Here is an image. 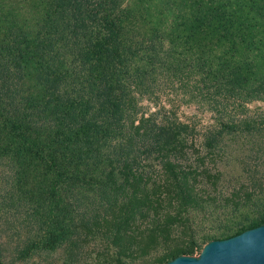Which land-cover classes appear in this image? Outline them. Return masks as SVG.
Masks as SVG:
<instances>
[{
    "label": "trees",
    "instance_id": "16d2710c",
    "mask_svg": "<svg viewBox=\"0 0 264 264\" xmlns=\"http://www.w3.org/2000/svg\"><path fill=\"white\" fill-rule=\"evenodd\" d=\"M255 100L264 0H0L3 221L65 241L64 264H164L263 225L264 175L223 187L177 115L204 106L234 135Z\"/></svg>",
    "mask_w": 264,
    "mask_h": 264
},
{
    "label": "rangeland",
    "instance_id": "374dc122",
    "mask_svg": "<svg viewBox=\"0 0 264 264\" xmlns=\"http://www.w3.org/2000/svg\"><path fill=\"white\" fill-rule=\"evenodd\" d=\"M237 1L230 0L232 10ZM132 2L134 0H128V5H132ZM21 3L25 4V2ZM7 4L5 2V5ZM27 17L30 19L29 16ZM245 108L246 113L240 118L244 116L248 118L247 127L241 125L238 133L223 134L221 137L210 133L219 129L217 125L219 118L204 106L182 104L177 112L182 122L193 125L196 129L193 138L194 148L191 151L194 150V153L200 155L209 154L210 159L205 163L212 171H219L222 174L223 187H229L232 178L244 180L254 174L264 175V100L252 101L246 104ZM10 176L7 166L0 164V210L3 208L1 197L8 189L7 182L10 181ZM0 214V264L67 263L65 241L55 243L49 250L38 249L36 243L45 229L37 228L35 223L30 228L29 218L25 216H20V220L11 228L6 222L4 223L3 215ZM255 216L256 213L252 209H244L232 221H243L246 224L247 219ZM58 223L65 225L69 221L67 219L63 222L54 221L56 226L50 230L54 236L66 230L60 228Z\"/></svg>",
    "mask_w": 264,
    "mask_h": 264
},
{
    "label": "water",
    "instance_id": "95a60500",
    "mask_svg": "<svg viewBox=\"0 0 264 264\" xmlns=\"http://www.w3.org/2000/svg\"><path fill=\"white\" fill-rule=\"evenodd\" d=\"M164 264H264V224L209 241L197 256L181 255Z\"/></svg>",
    "mask_w": 264,
    "mask_h": 264
}]
</instances>
